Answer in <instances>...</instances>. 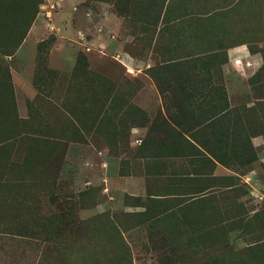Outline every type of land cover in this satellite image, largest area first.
<instances>
[{"label": "rangeland", "instance_id": "rangeland-1", "mask_svg": "<svg viewBox=\"0 0 264 264\" xmlns=\"http://www.w3.org/2000/svg\"><path fill=\"white\" fill-rule=\"evenodd\" d=\"M47 10L0 0V264H264V0ZM104 155L147 196L95 212L84 172Z\"/></svg>", "mask_w": 264, "mask_h": 264}, {"label": "crops", "instance_id": "crops-1", "mask_svg": "<svg viewBox=\"0 0 264 264\" xmlns=\"http://www.w3.org/2000/svg\"><path fill=\"white\" fill-rule=\"evenodd\" d=\"M69 30V29H66ZM43 28L41 24H38L36 21L30 31L27 33V36L24 41H26L29 37V40L35 41L36 38L42 35ZM101 39V38H100ZM96 41V40H93ZM101 41H105L103 38ZM230 57L233 58L234 61H238L237 64L243 65L244 61L247 62V51L245 48H238L230 51ZM132 66H137L136 62L133 61ZM134 103L148 111H155V100L154 98L146 97V96H137L134 98ZM203 105H207L208 102H204L202 100ZM213 104V103H210ZM165 121L169 122L173 127H177L168 117L164 114ZM133 140L139 137L143 129L134 128L133 129ZM177 137H184L186 140L190 142L191 152L194 158L201 159L199 153L206 154L209 158L208 151L196 140L195 137L191 134H187L185 131L180 128L177 129ZM198 149V151H197ZM198 152V153H197ZM190 156V158H193ZM121 162L117 157H110L108 155H104L100 158L99 164H93L90 162V166L86 168V171H94L95 173L87 175L85 173L87 185L92 187H98L100 189V193L104 196V202L94 209L95 212H104L108 210L110 212H116L122 210L126 207L127 198H144L148 194L147 189V181L146 176L142 173H130V174H121L120 172ZM80 214L87 216L89 214V210H81ZM88 217V216H87Z\"/></svg>", "mask_w": 264, "mask_h": 264}, {"label": "built area", "instance_id": "built-area-1", "mask_svg": "<svg viewBox=\"0 0 264 264\" xmlns=\"http://www.w3.org/2000/svg\"><path fill=\"white\" fill-rule=\"evenodd\" d=\"M48 10L46 11V16L49 17V15L52 13V10L54 9V0H46Z\"/></svg>", "mask_w": 264, "mask_h": 264}]
</instances>
